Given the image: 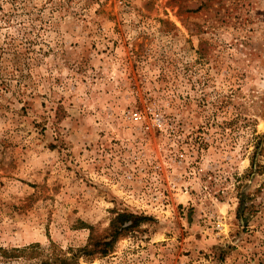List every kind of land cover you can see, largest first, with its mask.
I'll return each instance as SVG.
<instances>
[{
	"label": "rangeland",
	"instance_id": "rangeland-1",
	"mask_svg": "<svg viewBox=\"0 0 264 264\" xmlns=\"http://www.w3.org/2000/svg\"><path fill=\"white\" fill-rule=\"evenodd\" d=\"M0 250L264 264V0H0Z\"/></svg>",
	"mask_w": 264,
	"mask_h": 264
},
{
	"label": "built area",
	"instance_id": "built-area-1",
	"mask_svg": "<svg viewBox=\"0 0 264 264\" xmlns=\"http://www.w3.org/2000/svg\"><path fill=\"white\" fill-rule=\"evenodd\" d=\"M132 119H133L134 121H137V120L139 119L138 114H137V113H133V114H132Z\"/></svg>",
	"mask_w": 264,
	"mask_h": 264
},
{
	"label": "trees",
	"instance_id": "trees-1",
	"mask_svg": "<svg viewBox=\"0 0 264 264\" xmlns=\"http://www.w3.org/2000/svg\"><path fill=\"white\" fill-rule=\"evenodd\" d=\"M0 252H3L4 254H6V255H7V253H6L5 251H2V250H0Z\"/></svg>",
	"mask_w": 264,
	"mask_h": 264
}]
</instances>
